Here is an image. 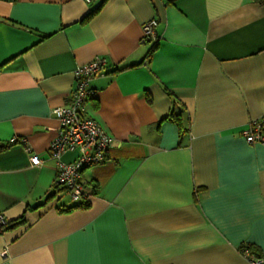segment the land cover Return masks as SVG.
<instances>
[{
  "label": "crops",
  "instance_id": "obj_1",
  "mask_svg": "<svg viewBox=\"0 0 264 264\" xmlns=\"http://www.w3.org/2000/svg\"><path fill=\"white\" fill-rule=\"evenodd\" d=\"M96 57L85 110L112 143L73 207L54 183L52 109ZM263 116L264 0H0V213L19 222L0 264H250L264 143L243 130Z\"/></svg>",
  "mask_w": 264,
  "mask_h": 264
},
{
  "label": "built area",
  "instance_id": "obj_2",
  "mask_svg": "<svg viewBox=\"0 0 264 264\" xmlns=\"http://www.w3.org/2000/svg\"><path fill=\"white\" fill-rule=\"evenodd\" d=\"M87 3L91 0H85ZM157 21L152 19L142 26L143 37L155 39L154 28ZM105 65V59L96 57L90 62L78 66L75 70V83L69 100L65 105L52 109V114L59 122V130L52 140L49 151L56 160V176L54 183L63 187L72 202H81L84 196V182L82 172L85 168L102 163L112 143L111 136L93 118L86 114L85 104L94 96L89 87V81L98 75ZM248 143H264V116L249 122L243 130ZM11 138L10 142H14ZM77 152V156L70 162H64L61 156L65 152ZM30 162L37 166L41 163L38 154L30 155ZM7 223L0 213V226ZM241 254L250 264H264V256H255L246 248H241ZM1 264H9L4 260Z\"/></svg>",
  "mask_w": 264,
  "mask_h": 264
},
{
  "label": "trees",
  "instance_id": "obj_3",
  "mask_svg": "<svg viewBox=\"0 0 264 264\" xmlns=\"http://www.w3.org/2000/svg\"><path fill=\"white\" fill-rule=\"evenodd\" d=\"M97 10V9H96ZM96 10H93L91 13H89L88 15H87V19L90 17V16H92L95 12H96ZM1 149H3V147L2 146H0V150ZM74 203V206L73 207H84V206H87L86 204H79L80 202H78V203H75V202H73ZM19 222L18 221H14V222H8L7 221V223L5 224V225H3V226H0V232H2V231H4V230H6V229H9V228H11V227H13L14 225H16V224H18ZM242 248H246L251 254H253V255H255V256H260V255H258L252 248H251V246H243Z\"/></svg>",
  "mask_w": 264,
  "mask_h": 264
}]
</instances>
